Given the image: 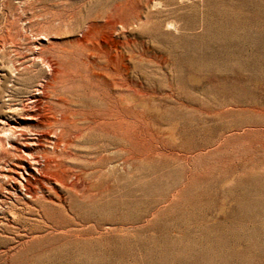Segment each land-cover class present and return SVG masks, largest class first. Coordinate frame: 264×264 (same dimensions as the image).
<instances>
[{
	"label": "rangeland",
	"instance_id": "1",
	"mask_svg": "<svg viewBox=\"0 0 264 264\" xmlns=\"http://www.w3.org/2000/svg\"><path fill=\"white\" fill-rule=\"evenodd\" d=\"M0 264H264V0H0Z\"/></svg>",
	"mask_w": 264,
	"mask_h": 264
},
{
	"label": "bare ground",
	"instance_id": "2",
	"mask_svg": "<svg viewBox=\"0 0 264 264\" xmlns=\"http://www.w3.org/2000/svg\"><path fill=\"white\" fill-rule=\"evenodd\" d=\"M39 100H38V98H35V97L32 98V100L30 101V103L32 105L31 107L32 108L36 107V109H37V105L39 104ZM53 113H54V111H53ZM104 113H106V112H104ZM54 116H56V114ZM57 118H59V117H57ZM35 119H37V118H35ZM87 119H89V118H87ZM60 122H62V124H66V125L68 124L69 126L71 125V126H75V127L79 128V126L77 125V124H79L78 123L79 120H75L71 117H70V119H69V117H63L60 121H58V120H56L55 117H51V119L49 118V120L47 119V120H44L43 122L40 123L39 133H35V136L33 138H31V141L29 142V145L34 147L33 148L34 150L32 149L33 152L28 153V156L30 159V164H31V169L38 175V177L37 178L34 177V175H32L31 173H28L27 175H28V177L36 180L35 183H37V187L36 188H32V187H26L25 188V186H23V189L26 191V196L28 198H31L32 201H34V202L39 201V200H37L38 198L36 196V193L39 190H44V189L49 190L50 188L47 189V186H49L50 184H53L55 186H59L62 188H66L67 186H70V184H71V183L69 184V182L66 179L67 175L66 174L63 175V171H61V166L63 167V165H62L63 157L61 154H62V151H64L65 147L69 145L70 141L65 140L68 130L65 129V127L64 128L61 127L62 125L61 126L59 125ZM86 123L88 124V126L86 127V130H91L94 127L102 125V121H100L99 119L97 120V119H92V118L90 119V121L86 120ZM55 127H57V129L58 128L59 129H58V131L53 132L54 131L53 128H55ZM41 129L46 130V131L42 132L43 130H41ZM71 130H73V129H71ZM84 130H83V132H85ZM79 131H81V130H79ZM43 133L49 134V136L51 138L50 140H48V143L51 144V146H52L50 151H45L39 145ZM71 134H72V132H71ZM71 138H72V136H71ZM69 172H71V171H69ZM65 173H66V171H65ZM74 178H75V176H74ZM79 180H80V178H79ZM27 182H28V180H26V183ZM78 182H80V181H78Z\"/></svg>",
	"mask_w": 264,
	"mask_h": 264
}]
</instances>
